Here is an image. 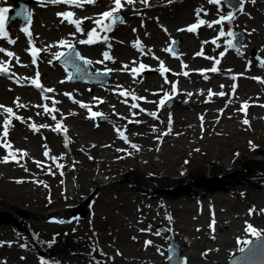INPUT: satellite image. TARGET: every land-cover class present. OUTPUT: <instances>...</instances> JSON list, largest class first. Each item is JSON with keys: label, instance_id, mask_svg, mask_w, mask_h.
Segmentation results:
<instances>
[{"label": "bare ground", "instance_id": "1", "mask_svg": "<svg viewBox=\"0 0 264 264\" xmlns=\"http://www.w3.org/2000/svg\"><path fill=\"white\" fill-rule=\"evenodd\" d=\"M36 1L41 2V0ZM162 1L164 2L162 7L169 10V14H165L164 10H157L158 7L154 6L152 9L164 13L163 17L149 18L145 8L138 5L125 8L127 4L125 0H122L124 6L121 11L125 13L129 22H123L118 29L111 28L107 39L93 43L94 45L81 44L79 41L85 39L84 37L73 33L69 34L81 54L91 61L90 64L94 70H98L99 67L112 70V82L109 87L103 88L104 92L112 94L111 103L104 106L105 99L96 97L91 101L85 100L84 104L91 103V107L98 110L103 107L107 108L111 114L109 118H113L114 122L109 123V126L106 124L101 127L104 128L101 131L86 132L88 137H85L86 147L83 148L77 143L78 135L73 134L72 131L73 142H68L65 139L64 134L68 133V129L64 127L65 122L59 119L60 128L57 131L42 135L47 148L44 147L42 150L43 160L39 166L46 169L45 174H51L52 161L53 164L61 161L62 166H67L69 172L78 174V179L73 178V183L79 185L81 192H91L102 184V181L92 174L95 171L93 165H100L101 173H105L107 177L117 176L116 174L122 172L130 173L131 179L115 181V183L103 186L93 200V202L95 201L94 206L108 196L116 204L117 218L126 228L118 240V245L127 250V256L120 255L121 262L125 264L167 263L164 259L163 241L152 230L142 232L141 229H147L143 227L145 223L153 225V223L161 222L164 224L165 219L168 220L166 215L168 213L172 217L168 225L176 235L177 244L184 251L183 256L187 264H225V260L238 252L244 245L243 241L249 242L256 237L251 232L245 231L247 223H251L264 235V215L258 213L260 207L264 206V176L254 172V169L257 168L264 169V155L260 159L252 156L234 159L237 154L234 144L240 139L245 140L246 133L252 132L249 127L250 123L258 125V121L262 120L261 117L257 119L251 116L253 109L258 106V102L253 100L257 87H253L251 92L248 89L250 84L264 85L262 82L264 81V68L260 67L256 57L254 60L245 59V65L242 64L239 58L232 55L231 52L234 48L228 47L227 43H223L219 51L220 44L216 40L215 43L212 42L218 24L213 23L209 27L208 23H205L200 25L195 32L186 29L198 22L175 26L176 22L190 18V8H195L196 0H173L172 3H169V0ZM151 3H154V0H151ZM105 4L110 9L114 7L111 2L105 1ZM141 5L144 4L141 3ZM43 7L44 5L37 4V8ZM135 10H138L139 13H135ZM244 17L252 19L246 11L239 16L240 19ZM136 19H139L138 23ZM216 20L218 19L207 18L206 22L210 23ZM262 20H264V16H262ZM136 24L143 25L140 33L135 29ZM150 24L156 28H152L153 26ZM42 27L39 24L37 28H33V33L36 34L37 31L40 33ZM123 31L130 32L134 40H140V45L127 44V41H124V45L123 41L119 42L114 39L113 36H121ZM250 33L260 34L262 41L251 42L247 46L257 48V44H261L263 46L259 48L264 50V22L262 27H259L258 23H253ZM65 38L67 39V37ZM176 39L181 43L180 57L178 60H172L165 53L166 45L168 41L170 43ZM107 44L112 48L119 47L117 52H109L111 59H101L96 48L98 45L105 47ZM18 50L25 52V49L20 45ZM195 52H203L201 54L204 60L203 67L200 69L195 58L199 62L201 60ZM220 52H225V55L220 57ZM114 53L117 58L114 57ZM49 60H42L41 63ZM216 60H219L218 64ZM14 63H17L16 58ZM140 64L146 65L145 68H152L155 73L148 77L142 76L138 72L133 73V66ZM213 67L217 71H211ZM161 68L171 70L169 79L171 88L163 87L155 78L159 77L158 72ZM250 71L258 73L252 75ZM185 73H189L186 81L201 79V83L196 81L194 86H191V82L186 83L188 87L185 89L186 87L180 85L182 82L177 81L178 77L183 80ZM254 77L260 79H254ZM232 81H237L234 92ZM144 82L147 84L143 87ZM58 83L59 81L55 84ZM0 85H4V80L1 78ZM173 85H175V90H173ZM27 86L31 85L24 84V88ZM41 89L35 86L31 92L27 91V94L38 95L40 92L45 98L53 101L52 96H48L51 92ZM71 89L73 93L82 94L77 87ZM96 91H100V89L87 88L89 94ZM137 91L140 93L132 94ZM141 91L150 94V96H141ZM209 91L212 95H209ZM243 91L246 92L244 95H242ZM124 92L128 94L122 95ZM220 92H223L224 95H217ZM165 93L173 94L180 100L188 99V104L178 103L175 110L166 112L159 103ZM247 100L253 101L247 103ZM245 103L248 104V107L241 110ZM74 104L75 111L79 115L82 112L78 106L88 111V107H81L76 102ZM119 104L129 107L126 108L127 117L118 108ZM133 105L136 106L133 107ZM130 109L132 110L129 112ZM155 111H162L161 119L158 122L155 121L154 116L150 115ZM3 113L0 110V124L4 128L5 120L1 119ZM83 115H87V113ZM83 115L79 120H83ZM91 117L87 115V118ZM169 117H171L170 132ZM201 117H203V121H201ZM245 119L249 121L248 124L244 123ZM9 120L13 125L18 122L15 118ZM135 121H139V123ZM38 122L41 123V121ZM61 128L65 129V133L60 131ZM41 129L48 130L49 126L43 124ZM121 132L127 137V140L122 138ZM166 132L167 135H165ZM50 134H61L64 139L62 142L59 138L49 141ZM87 140L91 141L87 142ZM89 142L92 143L89 144ZM15 144L19 146L20 150L30 147V151L35 154L41 153V147L34 145L36 137H32L27 142L18 138V142ZM133 144L138 148H133ZM16 145L11 146V152H19ZM225 146H228L227 149ZM45 151H48V156L44 155ZM192 152H203L206 155L204 159L194 162L197 165L209 163L212 160V154L217 162L210 163L211 168L198 166L183 176L191 161L184 159V163L181 165L182 156ZM53 158L55 159L52 160ZM17 159H21L20 165L17 166L26 165V160L20 153H18ZM13 163L16 164L17 160L11 159L10 155L7 162L4 163L0 160V180L2 181L0 182V197L4 199L20 197L35 201L41 199L45 191L43 186L33 196L29 194L30 190L25 185L15 191L16 187L4 178L18 171ZM152 172L156 173L158 177L144 179V176L146 177ZM62 179L63 177L59 179V182ZM24 182L26 184V181ZM67 182L72 183V178L63 180V183ZM239 188L244 190L240 199L236 198V195H232ZM67 202L68 200L64 199L60 204ZM50 205L51 203L42 204L39 207V212L44 213L46 211L44 209ZM93 208L95 207H92V210H94ZM250 209H254L251 214L249 213ZM170 211L174 214L169 213ZM18 212L24 213L18 209L0 206V238L7 237L5 242H12L11 246L7 243L3 244L7 246L8 250L0 253V264H21L24 262L31 264L39 258L45 260L46 256L41 251L43 248L53 250L54 256L51 257L52 262L49 264H81L80 257L87 252L85 248L81 247L84 240L74 239L73 233L78 224L76 219L64 224L65 229L72 226V230L67 231L69 234L64 236H61L63 232H60L62 225H55V221L51 220L45 221L44 224L49 229L58 227L56 231L59 232V237H51V246L40 247L37 246V243L29 242L25 237L29 233H34V227L39 226L40 223L32 222L31 226L28 223L26 225L19 221L20 218L18 219L12 214L18 215ZM66 215L67 211L50 213L53 219L66 217ZM208 224L211 226V232L206 230ZM239 229L241 230L239 231ZM149 240L152 241V244L145 247V242ZM20 245H25V247ZM248 260V257L242 258L244 262ZM94 264H108V261L105 260L103 254H98Z\"/></svg>", "mask_w": 264, "mask_h": 264}, {"label": "rangeland", "instance_id": "2", "mask_svg": "<svg viewBox=\"0 0 264 264\" xmlns=\"http://www.w3.org/2000/svg\"><path fill=\"white\" fill-rule=\"evenodd\" d=\"M21 4H18L15 2V0H0V5L3 7H8L10 11L6 14L7 17L11 13V9H26L24 3L29 7V11L31 13V23L29 24V21L27 19H24L22 17L16 16L17 13L14 15L10 23L6 26V31L8 33L7 37L0 38V48H4L7 51H11L14 53V56L12 58H9L5 52H0V62L6 63L5 66L9 68V71L7 73L0 72V78L4 80V85H0V105H4L5 107H10L13 109V113L9 114L5 112L3 109H0L3 113L1 119H17V117H20V119H17L18 122H16L15 125L10 124L8 135L7 137H3V131L4 128L0 124V145H2L3 142L10 143L11 146H15L18 142V138H20L21 141L27 142L32 137H36V146L41 147V153L35 154L33 151H30V147L24 148L23 150H20L19 152H16V155L21 152L26 153L22 156V158H25L26 165L25 166H17L20 165L21 159L18 160L16 164L13 163V165H16L18 171L14 172V174L5 176L4 178L12 183L16 188L14 190H18V188L27 187L29 188V194L35 196L37 194L36 192L39 191L41 186L45 189L43 193V197L39 200H29L28 198L21 199L20 197H15L13 199H4L0 197V206L2 207H8L11 209H18L21 210L24 213H19L18 215L15 213H12L14 217L20 218L19 221L25 223L27 225L32 222H39V226L34 227V232L36 234H40L39 237L35 234L27 235V240L31 243H37V246L40 247H48L51 246L50 240L52 236L59 237V232L56 231V228L49 229L45 226V221H55V225H62V229L60 230L61 236H64L66 234H69L67 231L72 230V226H69L65 229V223L70 222L72 219H76L77 221V228L76 231L73 233L75 238L77 240H84L81 247L86 249L87 254L82 255L80 257L81 264H94L95 258L98 256V254H103L105 257V260L108 261V264H125L124 262L120 261V255H126L127 256V250L124 247H121L118 245V240L120 238V235L122 234L123 230H126L125 226L119 222V219L116 215V204L111 199V197L106 196L103 200L100 201V203H97L93 206V200L96 197L97 194L101 191V188L107 184L115 183V181H127L131 179L129 172H122L119 174H116L117 176L107 177L105 173H101V167L100 165H93L95 171L92 173L95 178L102 181V184L99 188H96L95 190L91 192L86 191H80L79 185L76 183L74 185L73 178L78 179V174L72 171L67 170V166L57 167V165H63L61 161L54 162L52 161L51 168V174H45V168L41 166H37L41 163L43 160L42 158V150L45 147V138L42 137L43 133H49L57 131L58 128L56 127V124H58V120L61 119L65 122L64 127L68 129V133L64 134L65 139H67L68 142H73L74 135L71 134V131L73 134H77L79 137V140L76 142L81 145L83 148L86 147L85 143V137H88L86 135V132H89L90 130H96L101 131L104 128H101L105 126L106 124L109 126V123L114 122L113 118H109L111 115L107 108L103 107L102 109H97L98 113L101 115L87 118L88 111L85 108H79L81 110L82 114L79 115L75 111V102L78 104L83 103L85 100L94 99L96 97H103L105 99V104L111 103L112 94H108L107 92L103 91V88L109 87V84L112 82V70L109 72L107 69L103 67H99L98 70H94L92 65L90 63H86L89 68L90 72L88 71L84 76L86 77H94V74L96 73H107L108 74V81L106 84H92L88 82H78V83H71L69 81L70 76V70L66 69L62 65H60L57 61L58 56L57 53L64 52L68 47L60 45L58 42L60 40H65V37H67V41H69L72 45H74L78 52L79 50L78 46H76V43L72 40L71 36H69L70 33H73L74 35H77L79 37H84L87 39V33L89 31H92L95 29L93 37L97 38H106L109 34V30H102V26L96 25L94 22L98 18L102 16V14L106 11H111L110 8L106 7L105 1L111 2L114 6V0H96L95 3H88L87 0H81L80 6H69L64 5L63 3H49L47 0H41V2H37L36 0H19ZM230 4H226L224 0H221V3L218 5H214L206 1L202 0H196L195 4V10L193 8H190V18L184 21L176 22L175 26L182 25L184 23L192 24L194 22H198V18L196 16V10L202 9L203 11L200 12L199 19H203L206 21V19H219L220 15H226L228 12L233 13V19L231 21L225 20L222 22V24L217 25V32L214 36H218L220 33L221 28H223L224 32L227 33L229 30L236 32L238 31L240 35L239 39V45H236L233 37H229L227 35L220 36L218 43L220 46L218 47L219 51L222 48V44L226 43L228 40H232L233 44L236 45V48L233 49L231 52L232 55L235 58H239L241 63L245 65L244 60L245 59H252L254 60L255 57L259 61L260 59H264V50L260 49V46H263L261 44H257V48H251L248 47L247 44L251 42H261V35L251 34V29L253 27V23H258L259 27H262L264 20H262V16H264V0H256V3H252L251 0H227ZM237 2H243L244 10L240 11V6H238ZM141 0H134L133 4H127L125 8H130V6L138 5L142 8H145L147 10V16L149 18L155 17H163L162 12H156L152 8L154 6H157V10H164L165 14H169V10L162 7L163 1L162 0H154V3H151V0H148L147 5H141ZM38 5H44L43 8H37ZM256 4V5H255ZM179 7V6H178ZM177 7V8H178ZM176 8V10H177ZM259 11H258V9ZM234 9V10H233ZM20 11V12H21ZM66 11L73 12L74 19H79L81 21V28L83 31H77L75 25L68 22L67 19H64L63 17L57 15V13H62ZM246 11L249 15H251L252 19L244 17L239 18L241 14ZM135 13H139L138 10H135ZM121 15L118 19L115 21H108L105 20L104 23H112V29L118 27L125 21H128L126 19L125 13L121 10L118 11L117 16ZM16 16V17H15ZM120 18L123 20L120 23ZM63 21V22H62ZM137 23L139 22V19H136ZM241 21V22H240ZM129 22V21H128ZM42 27V31L39 33L36 32V35H33V28H37L39 24ZM152 25V24H150ZM204 25V24H203ZM135 29L138 33H140L143 29L142 24H136ZM154 28L155 26L152 25ZM25 27H28L31 33V40L34 41L33 45H30V40L28 34H26L22 29ZM156 28V27H155ZM114 39L121 41H127V44H135L138 45L139 42H134L132 35L130 32L123 31L121 36H113ZM11 38L15 43H9L8 39ZM107 39V38H106ZM177 42H180L178 39H176ZM173 42L168 41L166 45V49H171V51L166 50L167 57H169L172 60H176L180 57L179 50L181 43H179L178 46V55L176 56L173 52L175 49H173ZM19 45L25 49V52L19 51ZM125 45V42H124ZM243 45V47H241ZM32 46L41 47L40 51H43L44 59H52L49 61H45L44 63L34 64L30 60L31 55H28L27 48L30 50L32 49ZM119 47V46H118ZM118 47H110L109 44H107L105 47L98 45L96 48V51L98 53V56L101 59H105L104 53L105 52H117ZM124 47V46H122ZM197 58H195L196 63L199 65V69L202 68L203 59L201 54L203 52H195ZM117 54V53H116ZM16 57H19V62L14 63V59ZM114 57L117 58V55L114 53ZM87 60L86 58L84 61ZM35 65V66H34ZM136 65L133 66V68ZM176 68V67H175ZM110 69V68H108ZM126 69V68H125ZM155 70L151 68H145L142 70L140 75L148 77L152 76L155 72ZM35 72V76H34ZM37 73H39V76L37 77ZM157 73V72H156ZM257 71H250V74L255 75L257 74ZM159 77L157 78L158 82L163 87L171 88L169 85V79L171 77V70H165L163 72H158ZM189 76V73L187 75L184 74V79L182 80L180 77L177 78L178 82L182 87H186V83L191 82V86H194V82L200 81L201 79H196L194 81H186L187 77ZM40 79L43 83L42 89L48 90L49 88L53 89L54 91L49 94L52 96L53 101H50L48 99V102L45 101V98L38 93V95H28L27 91L31 92L33 90L32 86V80ZM28 80V82H27ZM57 81H59L58 84H55ZM24 84H30L31 86H27V88H24ZM143 87L147 84V82L143 83ZM237 85V81H232V85ZM249 92L253 87H257V89L254 91V97L253 100H256L258 102V106L253 109L251 112V116L256 117L257 119L259 117L262 118V120L258 121V125L255 123L249 124V127L251 128L252 132H247L245 135V140H239V142H236L234 150H237V154H235L234 159H237L242 156H252L253 158H262L264 155V85L263 84H250ZM77 87L82 94L73 93V90L71 88ZM89 87H95L97 89H100V91L93 92V94L87 93V88ZM141 96L148 97L150 94H145L143 91H141ZM244 92V93H243ZM242 95H244L246 92L243 91ZM84 93V94H83ZM140 92H134L132 94H136ZM70 94V95H67ZM173 100V103H169V100ZM253 100H247L246 102L249 103V101ZM169 101V102H168ZM168 102V103H167ZM167 103V104H166ZM181 103L182 105L188 104V99L180 100L175 95L171 94L170 98L165 102V104L162 106L165 111H173L175 110L176 104ZM19 104L20 106H17ZM88 106H91V103L88 104ZM45 107H47V111L45 110ZM120 110L122 113L127 117L126 114V108H129L128 106H125L123 104H119ZM132 109L129 110V112ZM188 112V111H187ZM84 113H87V115H83ZM89 113H94L93 110H89ZM156 115L154 116L155 121H159L161 119L162 111H155ZM83 115V120L79 118ZM55 117V119H53ZM38 121H41L39 123ZM49 126L48 130L41 129V125ZM35 129L34 130V127ZM64 128H61L60 131L63 132ZM202 130V129H201ZM14 135V136H12ZM64 137L61 134H50V139H56L59 138L60 142H62V139ZM16 139V142L13 143V141ZM91 141V140H87ZM251 142V144L249 143ZM92 142H89V144ZM14 144V145H13ZM252 144L255 145V147H252ZM238 145V146H236ZM228 146H225V149H227ZM47 148V147H45ZM241 150V151H240ZM9 152L11 150L9 148H4L3 146H0V160L4 162V157L9 156ZM4 154V156H3ZM258 154V155H257ZM261 154V155H260ZM183 160L180 163H184V159L191 161L190 164H188V170L183 173V176L187 175L190 170H194L198 166L208 167L211 168L210 163L217 162L216 159L213 158V154L211 156L212 160L201 165L195 164L196 162L204 159L206 155L203 152H192L188 155L182 156ZM54 160V159H52ZM195 162V163H194ZM5 163V162H4ZM67 162L65 161V164ZM92 165V164H91ZM106 167V166H105ZM13 168V167H11ZM254 172H257L264 176V169L259 170L254 169ZM187 173V174H186ZM63 179L59 182V179ZM69 177L72 178V183H63V180L69 179ZM157 174L152 172L150 175L144 176V179H154L157 178ZM22 181V182H18ZM26 181V184L25 182ZM0 182H2L0 180ZM14 182V183H13ZM79 190V191H78ZM76 191H78L77 195H75ZM237 192L232 194L233 196L236 195V198L240 199L242 196V188H239L236 190ZM7 196V195H6ZM229 196V195H228ZM232 197V196H231ZM6 198V197H5ZM64 199H67L68 202L66 204H60V202H63ZM242 199H245V197H242ZM237 200V199H236ZM239 201V200H238ZM244 201V200H242ZM25 202V203H24ZM51 203L48 208L46 207V211L44 213H40L39 210L42 206V204H48ZM92 207L94 210H92ZM264 206L260 207L259 214L264 215ZM36 211V212H35ZM38 211V212H37ZM67 211L66 217H60L58 219H53L50 216V213L55 212H62ZM94 211V213H93ZM166 213V212H165ZM171 213V211L169 212ZM174 214L173 212L171 213ZM163 215V214H162ZM166 215L169 217L170 215L166 213ZM22 217V218H21ZM165 223L162 224L161 222H156L151 225L150 223H145L143 225L144 228L152 230L155 234L159 233V235L156 234V236L159 237L163 241L162 246L165 248V261L167 262V259L169 257L167 251L168 248L171 245V238L173 241L177 244L178 240L176 238L175 233L172 231V229L169 227V219H165ZM206 230L208 232L210 231L209 224L206 225ZM241 229H239L240 231ZM128 231V230H127ZM1 237V236H0ZM8 238H0V241H6ZM76 241V240H75ZM233 243V242H232ZM36 245V244H34ZM212 245V244H211ZM177 246L181 250V256H183L184 251L182 248L177 244ZM242 248V247H241ZM244 248V247H243ZM8 250L7 246L0 245V253L3 251ZM44 250V251H43ZM42 253L46 257H52L54 256L53 250L50 248L48 249H41ZM241 251V249H240ZM239 251V252H240ZM239 252L235 253L238 254ZM119 253V254H117ZM235 254H232L225 260V264H231L233 262ZM124 256V258H126ZM184 257V256H183ZM14 260V259H11ZM52 262V261H50ZM49 262V263H50ZM21 264H27V263H21ZM31 264H41V259L34 260ZM168 264V262L166 263Z\"/></svg>", "mask_w": 264, "mask_h": 264}, {"label": "snow or ice", "instance_id": "3", "mask_svg": "<svg viewBox=\"0 0 264 264\" xmlns=\"http://www.w3.org/2000/svg\"><path fill=\"white\" fill-rule=\"evenodd\" d=\"M47 2L49 3H53V4H56V3H64V4H67L69 6H80L81 4V0H47ZM88 3H95L96 0H87ZM134 0H125V3L126 4H133ZM142 4L144 5H147L148 4V0H141ZM173 0H169V3H172ZM209 3L211 4H214V5H218L221 3V0H208ZM252 3H255V0H251ZM124 5L122 4V0H114V7H112L111 11H106L102 14V16L100 18H98L97 20H95V24L98 25V26H102V30H111V27H112V23H107L105 24L104 21L105 20H108V21H115L116 19H118L119 17L117 16V13L118 11L123 7ZM244 10V5H243V2H241L240 4V11L242 12ZM10 11V9L8 7H3V6H0V38H3V37H7L8 36V33L6 31V22H7V13ZM203 11L202 9H197L196 10V16L198 18V23L196 24H192L190 26L187 27V31H190V32H195L197 30V28L200 26V25H203L205 23H208V26L211 27L213 23L215 24H222V22H224L225 20H228V21H231L233 19V13L232 12H228L226 15H220L219 16V19L216 20V21H213V22H206L205 20L203 19H199L200 17V12ZM17 15H24L25 19H27L29 21V24L31 23V13L27 10V9H23L22 12L18 11L17 12ZM57 15L63 17L64 19H67L69 23L75 25L76 27V30L77 31H83V29L81 28V21L79 19H74L73 16V12L71 11H66V12H62V13H57ZM63 22V21H62ZM181 31L184 30V29H180ZM22 31H24L26 34H28L29 36V40H30V43H31V33H30V30L28 27H25L24 29H22ZM166 31V29H165ZM253 31H255L253 29ZM94 32H95V29H93L92 31H89L87 33V39H83V40H80L79 43L81 44H92L95 42L94 38H93V35H94ZM220 36H224V35H227L229 37H235L236 36V33H234L233 31L229 30L227 33L224 32L223 28H221L220 30V33H219ZM8 42L9 43H15V41H13L11 38L8 39ZM213 43H215V39L212 41ZM138 43V42H137ZM175 43V42H173ZM227 45L228 47L230 48H236V45L233 44L232 40H228L227 42ZM59 44L60 45H63V46H66L68 48H72V44L67 41V40H60L59 41ZM241 47H243V45H241ZM166 50H169L171 51V49H166ZM31 51V54H32V63H36V58H37V54L38 52L40 51L39 49L35 48L33 46L32 49H30ZM0 52H5L6 55L9 57V58H12L14 56V53L11 52V51H7L6 49L4 48H0ZM57 56H60L62 55L61 53H57L56 54ZM76 57L81 59V60H84V57L80 56V54L77 52L75 53ZM220 57H223L225 55V52H220ZM104 57L105 59H111L110 55L108 52H105L104 53ZM211 59V58H210ZM16 60L17 62H19V57H16ZM102 62V61H101ZM85 63H91L90 60H85ZM216 63L218 64L219 63V60H216ZM259 64H260V67L264 68V59H260L259 60ZM145 67H147L146 65L144 64H140L139 65V68H133L132 69V72L133 73H136L140 70H143ZM9 71V68L5 66L4 63L0 62V72H3V73H7ZM108 71H111V69H109ZM161 72L164 71L163 68L160 69ZM211 71L215 72L217 71V69L215 67H213L211 69ZM185 75H187V73H185ZM39 76V73H37V77ZM69 79H71V76H69ZM205 79H207V77H205ZM233 79L235 80L236 77L234 76ZM254 79H260L259 77H254ZM264 82V81H262ZM32 83L37 87V88H41V85L38 81V79H35V80H32ZM236 85L233 84L232 85V89H233V92L235 91L236 89ZM43 90V89H41ZM173 90H175V85H173ZM48 92H52L54 91L53 89L49 88L47 90ZM128 93L127 92H124L122 93V95H127ZM67 95H70V94H67ZM209 95H212L211 91H209ZM217 95H221L223 96L224 93L223 92H220V93H217ZM135 99V97H133ZM170 98V95L168 93H165L164 94V97L160 100V105L163 106L165 104V102ZM17 106H20L19 104H17ZM81 107H88V105L86 104H83L81 103L80 104ZM136 105H133V107H135ZM248 107V104L245 103L243 106H242V109L241 110H245L246 108ZM0 109H3L5 112L9 113V114H12L13 113V109L10 108V107H5L4 105H0ZM45 110L47 111V107H45ZM222 111V110H221ZM93 116H99L101 115L100 113H92ZM150 115L152 116H155L156 113L155 112H152L150 113ZM17 119H20V117H17ZM53 119H55V117H53ZM201 121H203V117H201ZM136 123H139V121H135ZM244 123L245 124H248L249 121L247 119L244 120ZM10 126V120L6 119L4 121V131H3V134L2 136L3 137H7L8 135V128ZM203 127V123L201 125ZM34 127V130L35 129V126ZM57 128L59 129L60 128V125L57 124ZM171 131V117H169V132ZM168 133L166 132L165 135H167ZM120 135L122 136V138H124L125 140H127V137L124 136L123 132L120 133ZM67 142V141H66ZM251 144V142H249ZM0 146H3L4 148H11V145L10 143L8 142H3L2 145ZM45 147H47L45 145ZM133 148H138L137 145L133 144L132 145ZM252 147L254 148L255 145L252 144ZM198 150V149H197ZM17 151H20V150H17ZM26 153H23L21 152V156L25 155ZM48 151H45L44 152V155L45 156H48ZM10 156H11V159L13 160H17L18 162V159H17V155L15 152H10ZM4 162H7L8 159H9V156H5L4 158ZM55 159V158H53ZM38 163V166H39V162ZM57 167H62V165H57ZM18 182H22V181H18ZM243 195V193H242ZM254 211V209H250L249 210V213L251 214L252 212ZM264 211V210H262ZM169 220L172 219L171 216L168 217ZM211 227V226H210ZM73 231H75V229H73ZM141 231H150V229H141ZM245 231H248V232H251L252 235L254 236H257V237H260L262 235V233L260 231H258L255 227H253V225L251 223H247V227L245 229ZM157 235H159V233H156ZM133 239H135V237H133ZM53 243L55 242L54 239L52 241ZM7 243L9 246H11V243L12 242H5V241H0V245H3ZM243 243L245 245H247L248 241H243ZM152 244V241H146L145 242V247H147L148 245ZM21 247H25V245H20ZM244 249L241 248V251H243ZM119 254V253H117ZM204 255H207V253H204ZM41 264H49V262L47 260H44L43 258H41Z\"/></svg>", "mask_w": 264, "mask_h": 264}, {"label": "water", "instance_id": "4", "mask_svg": "<svg viewBox=\"0 0 264 264\" xmlns=\"http://www.w3.org/2000/svg\"><path fill=\"white\" fill-rule=\"evenodd\" d=\"M173 264H177L175 258L172 259Z\"/></svg>", "mask_w": 264, "mask_h": 264}]
</instances>
